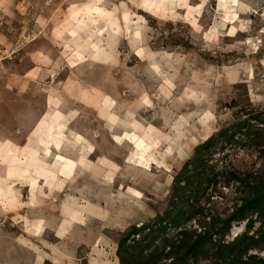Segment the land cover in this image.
Here are the masks:
<instances>
[{"label":"rangeland","instance_id":"374dc122","mask_svg":"<svg viewBox=\"0 0 264 264\" xmlns=\"http://www.w3.org/2000/svg\"><path fill=\"white\" fill-rule=\"evenodd\" d=\"M255 114L264 0H0V264H119L118 242L164 215L194 149ZM225 153L213 161L260 162ZM212 193L220 213L239 194ZM243 232L233 222L224 239ZM249 234L258 262L264 219Z\"/></svg>","mask_w":264,"mask_h":264},{"label":"trees","instance_id":"16d2710c","mask_svg":"<svg viewBox=\"0 0 264 264\" xmlns=\"http://www.w3.org/2000/svg\"><path fill=\"white\" fill-rule=\"evenodd\" d=\"M228 148L256 150L259 165L238 171L225 165L223 157L213 161L216 153L225 155ZM221 185L239 193L230 212L206 207ZM168 207L152 224L130 228L118 242L119 264H194L207 258L210 250L214 264H264V259L256 262L249 252L261 243L260 236L254 238L249 232L257 218L264 219V115L222 127L200 143L174 176ZM233 222H244V232L226 242ZM169 229L177 231L169 235ZM130 235L132 243H128Z\"/></svg>","mask_w":264,"mask_h":264},{"label":"bare ground","instance_id":"6f19581e","mask_svg":"<svg viewBox=\"0 0 264 264\" xmlns=\"http://www.w3.org/2000/svg\"><path fill=\"white\" fill-rule=\"evenodd\" d=\"M95 55H97L96 53H94ZM95 60V59H94ZM54 137H56L57 139H59L60 140V138H62L63 137V134L60 132V131H58V132H56L55 134H52ZM75 136V135H74ZM71 137V136H70ZM117 137V136H116ZM66 139V138H65ZM68 139V138H67ZM114 139V138H113ZM126 139V138H125ZM70 140V139H69ZM143 142V140H141L140 138H137V140L136 141H134V145H133V148L135 149V151H137L139 148H140V145H143V144H141ZM131 143H132V141H131ZM61 145V144H60ZM63 145V144H62ZM139 147V148H138ZM143 147V146H142ZM60 148V147H59ZM86 152V151H85ZM92 152L91 151H89L88 153H87V155L86 156H88L89 154H91ZM86 158V157H85ZM57 160H59L60 162H61V164L60 163H58V164H60L59 165V167L63 164V163H65L66 161H68V160H70L71 162H75L73 159H71V158H68V157H66V156H64L63 154H61V152L59 153L58 152V156H57ZM56 162V161H55ZM58 162V161H57ZM57 165V164H56Z\"/></svg>","mask_w":264,"mask_h":264},{"label":"crops","instance_id":"0c3cea01","mask_svg":"<svg viewBox=\"0 0 264 264\" xmlns=\"http://www.w3.org/2000/svg\"><path fill=\"white\" fill-rule=\"evenodd\" d=\"M14 144V143H13Z\"/></svg>","mask_w":264,"mask_h":264}]
</instances>
